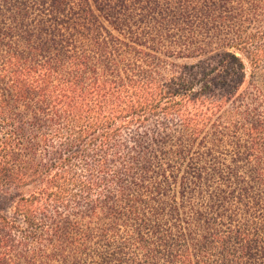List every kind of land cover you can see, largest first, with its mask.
<instances>
[{
	"label": "trees",
	"instance_id": "1",
	"mask_svg": "<svg viewBox=\"0 0 264 264\" xmlns=\"http://www.w3.org/2000/svg\"><path fill=\"white\" fill-rule=\"evenodd\" d=\"M0 264H264V0H0Z\"/></svg>",
	"mask_w": 264,
	"mask_h": 264
},
{
	"label": "rangeland",
	"instance_id": "2",
	"mask_svg": "<svg viewBox=\"0 0 264 264\" xmlns=\"http://www.w3.org/2000/svg\"><path fill=\"white\" fill-rule=\"evenodd\" d=\"M1 197V196H0Z\"/></svg>",
	"mask_w": 264,
	"mask_h": 264
}]
</instances>
